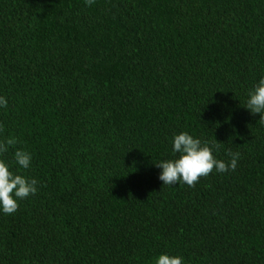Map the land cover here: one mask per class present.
Returning <instances> with one entry per match:
<instances>
[{
  "label": "trees",
  "instance_id": "trees-1",
  "mask_svg": "<svg viewBox=\"0 0 264 264\" xmlns=\"http://www.w3.org/2000/svg\"><path fill=\"white\" fill-rule=\"evenodd\" d=\"M262 77L264 0H0V139L40 181L0 264H264ZM185 131L237 169L163 185Z\"/></svg>",
  "mask_w": 264,
  "mask_h": 264
},
{
  "label": "clouds",
  "instance_id": "clouds-1",
  "mask_svg": "<svg viewBox=\"0 0 264 264\" xmlns=\"http://www.w3.org/2000/svg\"><path fill=\"white\" fill-rule=\"evenodd\" d=\"M85 3L92 7L96 0H85ZM8 107V97L0 95V109L7 110ZM246 108L253 115L260 114V120H264V77L260 78L248 93ZM16 144L17 140L14 137L0 139V213L4 215H13L19 210L21 201L34 197L39 192L40 181L20 171L31 168L33 153L17 148L12 153V162L7 158L10 149L15 148ZM171 145L176 158L156 163V167L161 169L159 179L163 185L186 184L195 187L202 177H207L214 171L218 173L235 171L240 160L238 152H229L230 160L218 159L220 142L202 140L186 131L172 137ZM154 264L186 262L182 255L162 253L154 258Z\"/></svg>",
  "mask_w": 264,
  "mask_h": 264
}]
</instances>
